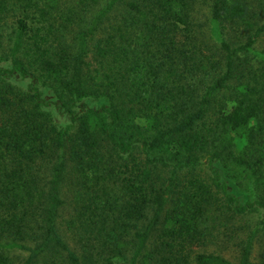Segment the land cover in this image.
<instances>
[{
  "label": "trees",
  "instance_id": "trees-1",
  "mask_svg": "<svg viewBox=\"0 0 264 264\" xmlns=\"http://www.w3.org/2000/svg\"><path fill=\"white\" fill-rule=\"evenodd\" d=\"M8 19L0 264H264V0H0Z\"/></svg>",
  "mask_w": 264,
  "mask_h": 264
},
{
  "label": "rangeland",
  "instance_id": "rangeland-1",
  "mask_svg": "<svg viewBox=\"0 0 264 264\" xmlns=\"http://www.w3.org/2000/svg\"><path fill=\"white\" fill-rule=\"evenodd\" d=\"M12 29H13V23H12V20L11 19H8L6 21V23L4 25H1L0 27V33H1V39L5 42V43H8V39L10 38L11 34H12ZM255 48L257 49H260V46H259V43L255 45ZM13 83H15L17 86L21 87V88H24L25 85H26V81L25 80H20V79H13L12 80ZM45 95L47 97H49L48 99H52V97L45 93ZM55 117L57 118V120L59 122H66L64 116H59L58 114H55ZM231 188L234 192H236L237 194H239L240 196H244V194H246V186L244 184H240V182H237V180H233L231 181ZM63 217H66V212H63ZM256 220H258V213L257 214H254L251 218V222H255ZM259 249V247H258ZM256 256L257 254L254 253V256H253V260L255 261L256 260Z\"/></svg>",
  "mask_w": 264,
  "mask_h": 264
}]
</instances>
